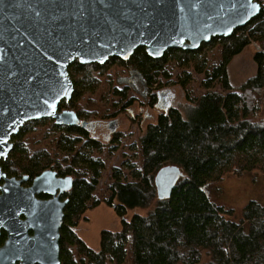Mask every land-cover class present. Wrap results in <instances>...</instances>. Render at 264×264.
Segmentation results:
<instances>
[{
	"label": "trees",
	"instance_id": "trees-1",
	"mask_svg": "<svg viewBox=\"0 0 264 264\" xmlns=\"http://www.w3.org/2000/svg\"><path fill=\"white\" fill-rule=\"evenodd\" d=\"M257 1L262 9L256 18L197 50L170 49L154 59L140 47L129 60L112 57L105 64L87 65L76 60L69 67L75 91L60 110L88 119L99 113L90 107L107 92L112 107L120 106L116 112L100 113L91 126L114 124L122 112L133 118V111L127 112L136 104V99H127L132 88L115 85L114 77H122L111 74L113 68L136 72L146 91L143 104L158 109L157 102H168L166 111L158 109L156 123L128 142L121 155L124 134L100 141L86 130L88 125L59 126L53 119L30 121L12 138L6 171L51 168L76 178L62 231L61 264H264V204L250 201L238 213L212 199L228 174H264V0ZM254 45L257 72L234 86L230 65ZM104 79L108 82L102 83ZM170 83L191 105L187 116L169 102L164 89ZM133 120L140 127L143 114ZM36 140H45L37 150ZM117 153L119 160L109 168ZM165 167H177L182 176L171 196L160 199L155 180ZM101 204L114 208L122 228L103 231L100 248L94 250L75 228ZM136 209L146 214L127 219Z\"/></svg>",
	"mask_w": 264,
	"mask_h": 264
},
{
	"label": "water",
	"instance_id": "water-1",
	"mask_svg": "<svg viewBox=\"0 0 264 264\" xmlns=\"http://www.w3.org/2000/svg\"><path fill=\"white\" fill-rule=\"evenodd\" d=\"M123 3L133 11H138L137 3H143L145 7L151 5L149 11L153 12L155 20L142 37L137 35L135 29H131L127 35L117 29L115 33H106L99 39L94 37L95 44L89 40L87 45H82L76 40L75 45L66 47L65 52L60 54L59 61L55 57L49 61L44 49L32 40L25 29L32 30L34 8L71 11L73 0H55V4L53 0H0V36L12 44L14 42L9 37L15 34L24 44L23 49H9V60L19 57L35 61L40 71L36 80L42 81L39 86H36L34 80L32 86L17 87L15 91L0 90V104L3 105L0 108V161L8 158L13 148L12 138L30 121L53 119L59 126L85 128L88 125L75 111L60 110V105L64 101L69 103L74 95L75 87L69 75V67L76 60L83 65L105 64L112 57L129 60L140 47L145 48L154 59L162 58L170 49L197 50L214 37L231 36L237 28L256 18L262 9L257 0H163L158 4L156 0H123ZM3 43L0 40V47ZM156 107L166 111L168 104L161 102ZM181 176L177 167H165L158 172L155 183L160 199L171 196ZM48 177L54 178L55 174L46 171L37 181ZM0 178H5L1 168ZM2 190L5 194L11 191L9 186ZM1 199V206L9 203L4 197ZM53 203L50 201L45 205ZM63 206L56 212L41 211V215L35 217L38 224L36 240L39 239L48 247L46 255L39 259L42 264H60L58 242L64 217ZM52 216L56 217L55 222ZM13 242L12 238L8 247Z\"/></svg>",
	"mask_w": 264,
	"mask_h": 264
},
{
	"label": "rangeland",
	"instance_id": "rangeland-1",
	"mask_svg": "<svg viewBox=\"0 0 264 264\" xmlns=\"http://www.w3.org/2000/svg\"><path fill=\"white\" fill-rule=\"evenodd\" d=\"M256 50V45L253 47H248L241 55L236 57L230 65V75L231 81L234 86H240L248 78L254 76L257 72V66L253 60L254 52ZM119 72L121 79L114 77L115 85H118L120 89L125 87V84L128 87L132 88L128 92L127 99L134 98L136 99V104L128 111H133V118H130L128 113H118L116 118V124L113 127H109V124L96 123L94 137L100 141L109 142L113 139V136L116 134H124L123 142L119 141L121 145L122 153L124 148H127L129 145L128 142H135L138 140V137L145 130L146 126L151 123H156L158 116V109L150 108L147 105L143 104V101L146 102V91L141 81L136 77V72L128 71L125 72L120 68H113L110 72L111 74H116ZM127 81V82H125ZM107 79H104L102 83H107ZM128 83V84H127ZM105 87H101V90L105 91ZM164 91L170 93L168 98L172 106L177 107L183 113L184 116H187L188 113L192 110L191 105L185 100L184 93L178 86L173 84H168ZM88 92V91H85ZM102 92H98L100 96ZM98 95H94V99H99ZM89 95H87L88 97ZM86 97V98H87ZM110 99V100H109ZM112 96L109 92L104 94V99L100 102H96L95 105L90 108H98L99 113L91 114L88 119L81 118L87 122L92 120L97 121L99 119L98 115L100 113H111L116 112L120 106L112 107ZM162 104L168 102L164 98L161 100ZM157 102V104L161 103ZM143 114V121L139 127L137 123H134L133 120L135 115ZM93 136V135H92ZM129 137H131L129 139ZM45 143V140L33 144V149L37 150V147ZM13 144V143H12ZM120 150V149H119ZM118 153L115 156V160L109 164V168L112 165H115V161L119 160ZM110 171L108 170V176ZM106 182V179L103 181ZM212 199L217 203L224 205L228 208L234 209L236 212L241 213L242 209L250 202L256 201L264 204V174L260 171H255L254 173L248 174L244 177H237L234 174H228L221 185L220 193H214ZM144 215L145 211L136 209L129 211L127 219H131L133 215ZM77 235L92 249L98 250L101 244V234L103 231H112L119 232L122 228V223L120 218L117 216L114 208L107 206L106 204H101L99 207L92 209L86 212L78 225Z\"/></svg>",
	"mask_w": 264,
	"mask_h": 264
},
{
	"label": "snow or ice",
	"instance_id": "snow-or-ice-1",
	"mask_svg": "<svg viewBox=\"0 0 264 264\" xmlns=\"http://www.w3.org/2000/svg\"><path fill=\"white\" fill-rule=\"evenodd\" d=\"M162 2L163 0H156L157 4ZM149 7L151 5L145 7L143 3H137L138 11H133L123 3V0H73L71 11H62L59 8H54L52 11L34 8L32 30L25 29V31L40 48L44 49V54L49 61H52L54 57L56 61H59L60 54L65 52L66 47L75 45L76 40H79L82 45H87L88 41L93 40L94 37L99 39L106 33H115L117 29L125 35L131 29H135L137 35L142 37L155 20ZM148 38L152 39V36ZM9 39L14 43L9 44L8 39L0 36V40L4 42L0 47V69H2L0 70V90L15 91L17 87L32 86L33 81L40 76V71L36 67V62L31 59L22 60L14 57L9 60V49L24 47L22 41L17 39V35L13 34ZM45 73L47 74L46 70ZM41 84L42 81L36 80V86ZM2 107L3 105L0 104V108ZM3 223L0 222V226ZM8 254L15 260L33 259L31 249L24 245L17 247L14 244Z\"/></svg>",
	"mask_w": 264,
	"mask_h": 264
},
{
	"label": "flooded vegetation",
	"instance_id": "flooded-vegetation-1",
	"mask_svg": "<svg viewBox=\"0 0 264 264\" xmlns=\"http://www.w3.org/2000/svg\"><path fill=\"white\" fill-rule=\"evenodd\" d=\"M114 124H116V122ZM114 124H109V127H112ZM95 126H91L88 122L86 130H89L91 134L94 135L93 133L96 131ZM13 150L14 144L8 158L0 161L1 172L5 175V178H0V203L3 202L1 199L3 197L9 201V203L4 206L0 205V222H4L2 226H0V264H42L39 259L46 255L45 251L48 247L40 242L39 239L36 240L38 224L35 217L41 215L40 212L44 210H52L53 212H56L62 205H64V217L62 226L59 230L60 235L58 242L59 261L61 264L62 231L66 221L70 195L74 188L76 178L72 175L62 174L58 170L51 168L44 169L37 173L8 172L4 169L3 164L9 159ZM46 171L53 172L55 177L44 178L46 181L44 179L37 181V179ZM58 181L63 182L60 183ZM57 184H59L58 187ZM7 186L10 187L11 191L5 194L2 189ZM53 190L54 193L52 192ZM50 201L54 203L49 206L45 205V203ZM51 218H53L54 222L56 221V217L52 216ZM77 231L78 228H75L76 234ZM11 237L14 239V242L8 247L9 241L12 240ZM14 244L17 247L24 245L31 249L33 259L23 261L15 260V258L11 257L8 253L12 250ZM6 248H8L7 251H5Z\"/></svg>",
	"mask_w": 264,
	"mask_h": 264
},
{
	"label": "bare ground",
	"instance_id": "bare-ground-1",
	"mask_svg": "<svg viewBox=\"0 0 264 264\" xmlns=\"http://www.w3.org/2000/svg\"><path fill=\"white\" fill-rule=\"evenodd\" d=\"M126 113V112H125Z\"/></svg>",
	"mask_w": 264,
	"mask_h": 264
}]
</instances>
